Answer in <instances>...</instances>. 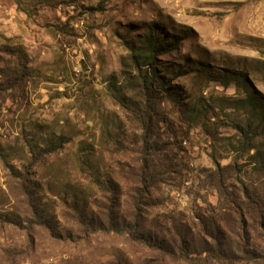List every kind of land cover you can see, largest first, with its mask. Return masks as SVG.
<instances>
[{
    "label": "rangeland",
    "instance_id": "rangeland-1",
    "mask_svg": "<svg viewBox=\"0 0 264 264\" xmlns=\"http://www.w3.org/2000/svg\"><path fill=\"white\" fill-rule=\"evenodd\" d=\"M0 89V264H264V0H0Z\"/></svg>",
    "mask_w": 264,
    "mask_h": 264
},
{
    "label": "trees",
    "instance_id": "trees-1",
    "mask_svg": "<svg viewBox=\"0 0 264 264\" xmlns=\"http://www.w3.org/2000/svg\"><path fill=\"white\" fill-rule=\"evenodd\" d=\"M168 48H171V45H170V47L168 46L167 49ZM137 49L138 50L136 52L137 53L136 57H137V59L139 61H141L142 59H145L146 61L142 62L144 65H146L147 62L152 63L155 60L153 55L158 54L159 52L162 51V48H159L158 45L154 46L153 42L147 40L146 38L144 40L141 39V40L138 41ZM167 49H165V50H167ZM144 75H145L144 77H137L136 79H138L139 82H136L135 84L139 83L138 86H141V88L143 90V94H145L144 97L148 98L150 96V92L149 91L152 90V87H153V83H152L153 81H152V77H150L147 74V71H145ZM113 80H115V78ZM236 82H237L238 86L242 87L246 91V93L249 94L248 89H247V87L244 84V81L242 79L236 78ZM109 88L113 92L112 94H114V96H116L115 98L120 100L121 94L118 93L114 89V88H116L115 87V83H109ZM0 90H2V89H0ZM247 100L249 101L248 104L251 107H253L255 109V111H256L258 109L257 102L254 101V99L251 98V96H247ZM123 227H127V225H124ZM121 228L122 227H120L118 224H116L114 222H111L110 225H109V229H111L112 231H116L117 232V231H120ZM98 229L99 230H104V227L103 226H99ZM96 230H97V228H96ZM210 251H212V252H209L204 257L203 260H209V261L211 260V261H215L216 263H220V264H234V262L236 261V257L235 256L226 255V254L222 253L221 250H217L216 252H214L213 250H210ZM167 252H168V254H171V255L174 254V251H172V250H167ZM180 255H181L182 258L188 259L189 261H193L191 259L192 257L189 256L187 249L180 250ZM194 260L196 261V259H194ZM197 260H199V259H197Z\"/></svg>",
    "mask_w": 264,
    "mask_h": 264
}]
</instances>
